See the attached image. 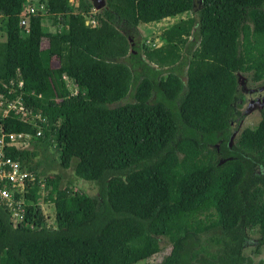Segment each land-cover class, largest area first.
<instances>
[{"label": "trees", "instance_id": "1", "mask_svg": "<svg viewBox=\"0 0 264 264\" xmlns=\"http://www.w3.org/2000/svg\"><path fill=\"white\" fill-rule=\"evenodd\" d=\"M77 1L40 0L46 12L26 26L30 0H0V92L22 79L12 97L47 120L38 136L0 115L31 134L8 153L37 176L17 226L0 201V264H138L164 239L158 264H264L244 252L249 229L264 246V107L230 143L245 117L239 72L264 82V0ZM185 13L160 45L135 40L141 24Z\"/></svg>", "mask_w": 264, "mask_h": 264}, {"label": "built area", "instance_id": "2", "mask_svg": "<svg viewBox=\"0 0 264 264\" xmlns=\"http://www.w3.org/2000/svg\"><path fill=\"white\" fill-rule=\"evenodd\" d=\"M42 7L45 6L42 4ZM36 13H38L36 7L29 6V9L22 14L21 24L27 26L29 22L28 15ZM86 19L88 24L96 26L97 21L92 13L88 14ZM17 88L19 90L24 88L22 79L19 80ZM17 88L9 87L7 92H0V115L2 118H6L11 111H14L23 121L34 123L38 127L37 135L39 136L42 134V130L38 126V120L46 122V117L42 116L41 113H35L30 107L25 105L23 92L15 96V98L12 97ZM39 97H41V94ZM31 137V134L26 132H8L0 123V201L13 212L12 222H14L15 226L24 217L25 204H27L24 195L37 176L27 165H23L19 159L10 155L8 149L11 147H28L31 143ZM39 181L42 188H45L43 178H40Z\"/></svg>", "mask_w": 264, "mask_h": 264}, {"label": "rangeland", "instance_id": "3", "mask_svg": "<svg viewBox=\"0 0 264 264\" xmlns=\"http://www.w3.org/2000/svg\"><path fill=\"white\" fill-rule=\"evenodd\" d=\"M74 3H78L77 0H71ZM29 6H34L36 7V10H38V12L40 13H45L46 9L45 7H42V4L45 6L44 3L40 2V0H30ZM96 11V10H95ZM188 16V13H185L181 16H177V17H168V19L166 20H162L159 22H152V23H148V24H141L139 26V30H140V35H138L137 37H135V40L142 44V42L146 45L149 46H158L162 43V39H161V34L163 33L164 29L171 26L173 23H175L176 21H178L180 18H186ZM53 23L52 20L50 18H46L44 21V30L46 31H50V30H55V28H53ZM132 38V37H131ZM6 39V34L3 33L2 31H0V41H4ZM133 39V38H132ZM240 74L243 76L242 77V97H245L246 99H248L250 101L251 97L254 96L252 98V103L250 107H249V113L248 116L245 118V121L241 122L240 128H239V132L247 127H254L260 120L261 115L260 112L258 110L259 105H262V99H264V82L261 83H255L250 76H248V74L240 72ZM68 82V85L71 89V91H73L74 93L78 90L77 86L74 84V82L69 79L68 77L65 78ZM258 92H261L260 95H257ZM238 132V134H239ZM238 134H233L231 137V144H234V141L236 140ZM31 147V143L30 145H28V148ZM64 175H65V179H69L72 180L73 178V173L72 170H65L64 171ZM65 183V182H64ZM91 191V190H90ZM42 192L47 195L48 190L44 189L42 190ZM41 206H42V210L43 213L45 215V218L47 220L48 224H52L55 220V207H54V203L52 200L45 198L41 200ZM249 234L251 236V240L248 242V245L246 246L244 252L246 255L252 256L256 261H258L259 259H264V246L261 247L259 250L256 248V238L258 237V228H253V229H249ZM208 236V235H207ZM204 238H206V236H204ZM255 240V241H254ZM214 245H212L213 247ZM172 248V244H170L166 239L163 240L162 242V249L160 252L152 255L151 257H149L148 259L138 263V264H158L159 262L162 261V259L170 253ZM213 249H217V247L213 248Z\"/></svg>", "mask_w": 264, "mask_h": 264}, {"label": "flooded vegetation", "instance_id": "4", "mask_svg": "<svg viewBox=\"0 0 264 264\" xmlns=\"http://www.w3.org/2000/svg\"><path fill=\"white\" fill-rule=\"evenodd\" d=\"M242 82H241V91L243 92V88H242ZM260 93L261 92H258L257 93V95H260ZM254 96H252L251 97V99H250V101L248 100V99H246L245 97H242V94H241V97H240V99H239V105H242L243 107H242V112H244L245 113V117L241 120V122H243V121H245V118L248 116V114L247 113H249V107H250V105L251 104H254V103H252V98H253ZM258 107V110H259V112H260V115H261V109L264 107V105L263 106H261V105H259V106H257ZM241 122H240V124L238 125V127H235V124L233 123V125H232V134H238V132H239V128H240V125H241Z\"/></svg>", "mask_w": 264, "mask_h": 264}, {"label": "water", "instance_id": "5", "mask_svg": "<svg viewBox=\"0 0 264 264\" xmlns=\"http://www.w3.org/2000/svg\"><path fill=\"white\" fill-rule=\"evenodd\" d=\"M93 5H94V9L96 11H99V10H102V9H108V5H107V0H91ZM131 41V40H130ZM132 46V44H131ZM132 50V48H131ZM242 75L240 74L239 72V80H240V83L242 82ZM262 105H264V99H262Z\"/></svg>", "mask_w": 264, "mask_h": 264}, {"label": "crops", "instance_id": "6", "mask_svg": "<svg viewBox=\"0 0 264 264\" xmlns=\"http://www.w3.org/2000/svg\"><path fill=\"white\" fill-rule=\"evenodd\" d=\"M166 19H168V18H166ZM166 19H163V20H166ZM43 26H44V24H43ZM54 26V25H53ZM53 28H55V27H53ZM52 31V30H51Z\"/></svg>", "mask_w": 264, "mask_h": 264}]
</instances>
